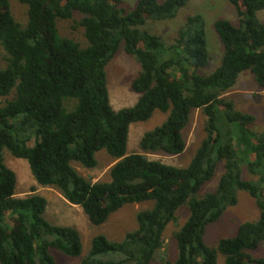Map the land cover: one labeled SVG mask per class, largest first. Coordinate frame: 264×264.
<instances>
[{"label":"trees","instance_id":"16d2710c","mask_svg":"<svg viewBox=\"0 0 264 264\" xmlns=\"http://www.w3.org/2000/svg\"><path fill=\"white\" fill-rule=\"evenodd\" d=\"M9 1L0 0V46L6 53L0 67V98H6L0 106V264H56L50 248L81 254L75 227L45 219L46 198L15 196L16 175L3 161L4 148L27 161L38 185L56 188L94 225L124 204L153 202L137 212V228L121 240L95 236L80 264H217L218 253L224 264H264V257L250 253L264 241V131L255 132L254 116L224 96L245 70L264 88V20L257 17L264 0H228L239 24L214 22L224 50L209 74L199 72L209 60L201 15H189L172 43L144 29L150 19L173 18L189 0H138L130 11L122 0H18L27 6L25 26L12 16ZM74 12L82 14L77 25L84 47L57 30L56 19ZM120 48L139 65L131 83L139 96L115 110L105 67ZM196 109L204 115V137L186 167L145 155L182 153L183 130ZM155 110L168 113L166 119L142 135L141 152L127 153L129 126ZM101 149L116 161L108 180L93 182L72 163L94 168ZM219 163L216 188L199 196ZM244 167L256 179H244ZM239 190L254 199L259 216L208 246L206 227L236 204ZM183 205L188 216L174 233L177 255L170 261L161 251L162 235Z\"/></svg>","mask_w":264,"mask_h":264},{"label":"rangeland","instance_id":"374dc122","mask_svg":"<svg viewBox=\"0 0 264 264\" xmlns=\"http://www.w3.org/2000/svg\"><path fill=\"white\" fill-rule=\"evenodd\" d=\"M125 11L134 8L138 0H122ZM163 1V0H158ZM10 11L14 19L21 25L27 23V6L18 0H10ZM199 14L204 21V31L206 37L207 51L209 55L208 63L199 70L202 74H209L220 64L224 46L219 35L214 28L217 19H225L234 25L239 24V17L228 0H189L184 6L178 9L173 18L164 20H148L144 29L150 33L159 35L164 42L172 43L177 34L178 28L185 22L189 15ZM82 17L79 12H74L70 19H56V26L60 36L73 39L81 47L87 45L83 35V27L77 25ZM257 17L264 20V11H259ZM6 53L0 46V67H4ZM139 71L138 63L123 48H120L105 67L107 90L109 103L115 110L129 107L136 102L138 94L131 88L133 79ZM224 94L228 96L235 109L254 116V123L251 128L255 132L264 131V88H260L255 82L249 70L242 71L237 78L236 84ZM5 97L0 98V106L5 102ZM72 105L69 104L68 108ZM168 113L155 110L151 117L142 122L131 123L127 138V153L141 152L139 140L142 135L159 126L167 117ZM204 115L201 110H194L190 115V120L183 130L185 149L178 155H167L162 152L145 153L150 159L160 160L175 167H186L193 158L200 142L204 137L203 132ZM31 144V143H29ZM3 161L16 175L15 196L25 197L30 194H38L46 198L47 205L44 211L45 219L56 225L75 227L81 239V254L77 257L67 256L55 248H50L56 264H80L88 253L91 240L97 235H104L110 241L121 240L127 232L137 228L136 214L138 211L152 207V201H142L127 203L112 212L101 224H92L82 208L68 203L61 193L52 186L38 185L29 169L27 161L23 158L13 156L9 150L3 149ZM97 165L94 168H85L73 162L72 165L79 174L91 181H105L109 179L108 170L115 163L105 149H101L95 154ZM223 172V165L219 163L213 177L207 181L198 191L202 196L213 191ZM244 179H256L249 174L244 167L242 170ZM34 188V190H32ZM188 216L186 205L181 206L176 212V221L167 225L163 232V247L161 249L170 261H174L177 255V244L174 238L176 230L184 223ZM259 216V209L254 199L245 191L237 192V202L229 206L221 217L214 223L206 227L204 242L215 247L221 238L234 236L238 226L245 221H252ZM254 257H264V241L260 243L256 250L250 252ZM150 264H160L152 261ZM217 264H224V256L218 253Z\"/></svg>","mask_w":264,"mask_h":264},{"label":"crops","instance_id":"0c3cea01","mask_svg":"<svg viewBox=\"0 0 264 264\" xmlns=\"http://www.w3.org/2000/svg\"><path fill=\"white\" fill-rule=\"evenodd\" d=\"M233 91V89H231ZM228 97V96H227Z\"/></svg>","mask_w":264,"mask_h":264}]
</instances>
